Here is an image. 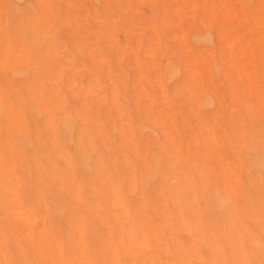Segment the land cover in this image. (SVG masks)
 Listing matches in <instances>:
<instances>
[{
	"label": "rangeland",
	"instance_id": "374dc122",
	"mask_svg": "<svg viewBox=\"0 0 264 264\" xmlns=\"http://www.w3.org/2000/svg\"><path fill=\"white\" fill-rule=\"evenodd\" d=\"M51 3L66 7L53 14L45 7ZM260 5L261 0H0V156L9 139L20 137L22 131H30L23 139L40 151L35 108L45 120L58 113V124L72 125L76 113L86 117L73 125L76 136L90 134L106 157L99 164L92 156L89 172L97 194L84 202L46 195L58 175L55 166L63 160L52 141L41 153L35 183L25 188L13 182L0 161V261L116 264L124 259L171 264L192 257L197 248L209 257L214 251L211 244L198 238L207 226L234 217L258 239L262 229L258 168L264 163ZM36 15L46 18L50 28L57 17L63 21L60 31L54 37L49 33L46 40L50 68L59 78L53 75L45 85V104L34 98L33 80L11 75L28 66L17 22ZM25 103L29 107L22 111L12 108ZM242 123L250 139L241 149ZM162 147L163 155L188 177L211 175V182L196 184L182 176L172 183L163 175L146 181L147 168L139 173L128 170L129 161ZM237 160L242 162L241 204L228 216H217L213 208L235 186ZM18 166L23 171L19 162ZM76 175L84 177L79 166ZM249 175L256 180L252 190ZM133 193L137 208L128 215L120 205ZM88 234L97 237V246L85 253L74 242ZM134 234L146 238L149 247L137 249ZM119 235L127 242L112 250L111 241ZM220 248L228 249L225 244ZM250 256L253 264L264 259L258 246Z\"/></svg>",
	"mask_w": 264,
	"mask_h": 264
},
{
	"label": "snow or ice",
	"instance_id": "6c2138e0",
	"mask_svg": "<svg viewBox=\"0 0 264 264\" xmlns=\"http://www.w3.org/2000/svg\"><path fill=\"white\" fill-rule=\"evenodd\" d=\"M5 5V8H8ZM55 14L57 9H63L65 5H59L55 3L45 5ZM70 7V6H67ZM261 13L260 23L264 27V0H261ZM63 21L60 17H57L56 23L53 27L48 26L47 19L40 15L29 16L23 21L17 22V31L21 38L25 42V58L27 60V67L11 73L14 79L34 81V87L32 89L35 99H38L41 104H45L48 101V92L45 85L53 78H59V73H53L50 68L51 57L46 49V40L48 34L54 37L61 29ZM23 93V88L18 89V95ZM54 95V93H53ZM29 107L26 103L20 106L16 104L12 105L14 111H22ZM33 117L37 121L40 131L37 133L39 140L40 151H34L35 145L30 146L27 144L23 137L24 135H31L30 131H22L20 137H11L6 144L5 152L0 156V161L3 162L6 172L12 177L13 182L20 188L27 187L30 183H35L37 179V172L39 170V161L41 153L49 148V141H52L57 145L60 152L63 154V160L57 162L55 170L58 173L54 177L53 183L49 185L46 195H51L55 198L62 199L66 195L71 197L73 201L84 202L91 201L96 198L95 181L89 172V168L92 165V156H97V163H105V155L102 150L93 143L90 134L81 132L77 137L73 125L78 121L85 120L86 117L79 113L72 115V125L58 124V113L52 112L48 119L45 120L43 114L32 108ZM65 121L69 117H63ZM68 128L70 131H66ZM245 124L240 125V135L238 139L239 147L246 148L250 136L245 133ZM261 144L264 146V127L261 128ZM90 147L92 151L90 152ZM166 151L163 147L159 152L151 153L149 149V155H140L136 159L128 162V170H135L137 173L142 169L147 168L149 170V176L147 179H151L154 176L163 175L171 179L172 183H177L183 176L188 179L189 182L196 184L210 183L212 180L211 175H201L200 177H188L186 173L182 172L176 165L175 161L171 158H166L163 153ZM19 165L23 166V171L19 170ZM35 162L36 167L33 166ZM237 172V178L235 186L230 193H227L225 198L218 200L214 207V211H218L222 215L230 213L233 207L241 204L240 198V184L241 178L239 175L241 161L237 160L233 162ZM77 166L84 172L83 179L77 178ZM259 187L261 193V224L262 229L257 239L250 231L247 236L238 238L233 242L230 249H222L226 254H230L233 259L219 261L217 264H253V261L247 259L258 246L261 254L264 255V163L261 165L259 176ZM249 188H254L256 180L249 175ZM122 190V188L120 189ZM219 190V189H218ZM243 199H246L244 197ZM137 200L135 199V193L131 198L123 197L120 205V209L131 215L132 211L137 208ZM132 240L137 249H147L149 242L146 238L133 235ZM127 242V238L123 235L114 236L111 243L114 246L112 250H118L121 245ZM97 246V237L89 236L85 237L82 241L74 242V247L87 253L91 249H95ZM13 249L7 248V252L11 253ZM0 264H17L15 260H2ZM36 264V262H32ZM65 264H113L112 261H98V260H67ZM116 264H135L133 261L120 260ZM264 264V260L261 261Z\"/></svg>",
	"mask_w": 264,
	"mask_h": 264
},
{
	"label": "bare ground",
	"instance_id": "6f19581e",
	"mask_svg": "<svg viewBox=\"0 0 264 264\" xmlns=\"http://www.w3.org/2000/svg\"><path fill=\"white\" fill-rule=\"evenodd\" d=\"M19 2V1H18ZM204 11V10H203ZM7 16V15H6ZM72 18V17H71ZM238 18V17H237ZM84 23V22H83ZM162 30V29H161ZM204 44V43H203ZM212 47V46H211ZM108 50V49H107ZM214 63V62H213ZM214 67V64H213ZM101 69V68H100ZM218 70V69H217ZM214 71V70H213ZM100 74V73H99ZM6 87V86H5ZM77 94V93H76ZM226 94V93H225ZM96 99V98H95ZM102 111V110H101ZM103 114V113H102ZM154 134V133H153ZM156 137V136H155ZM162 140V139H161ZM255 144V143H254ZM258 170H260L258 168ZM250 173V172H249ZM147 176V175H146ZM260 175H258L259 177ZM142 178V177H141ZM143 178H145V176H143ZM147 178V177H146ZM148 181V179L146 180ZM145 181V182H146ZM140 184V183H139ZM140 189V187H139ZM144 189V188H143ZM116 190H118L116 188ZM252 190V189H251ZM170 191V190H169ZM117 192V191H115ZM121 196V195H120ZM189 196V195H188ZM218 199V198H217ZM216 199V200H217ZM170 201H173V199ZM214 203V202H213ZM52 204V203H51ZM215 204V203H214ZM194 207V206H193ZM210 207V206H209ZM214 206H212L213 208ZM211 208V207H210ZM238 208V207H237ZM248 208V207H247ZM191 209V208H190ZM214 209V208H213ZM54 210V209H53ZM193 210V209H192ZM211 210V209H210ZM234 210V209H233ZM232 210V211H233ZM63 212V211H62ZM214 212V210H213ZM218 212V211H217ZM231 213V211H230ZM197 214V213H196ZM239 214V213H238ZM213 215V214H212ZM215 215V214H214ZM233 215V214H232ZM261 215V214H260ZM206 216V215H205ZM217 216H220V213ZM228 216V215H227ZM231 216V215H230ZM244 216V215H243ZM207 217V216H206ZM232 217V216H231ZM218 218V217H217ZM223 218V217H222ZM243 218V217H242ZM188 219V218H187ZM207 219V218H206ZM216 219V218H215ZM219 219V218H218ZM226 219V218H225ZM259 219V217H258ZM171 220V219H170ZM203 220V219H202ZM210 220V219H209ZM222 220V219H221ZM201 222V220H199ZM224 221V220H223ZM228 222H226L225 224H220L222 222L219 223H213L212 226H210L208 228V226L205 228L202 237L200 236L198 239L201 240L202 238H207L208 242L211 244V249L214 250L212 253H210L211 255L208 257L206 255H204L203 253L200 252L199 248L196 249V251L193 253L192 257L189 256L188 259L185 260H180V261H174L171 264H194V262H201L203 264H217V262L219 261H224V260H231L233 259V257L230 254H226L224 251L220 250V246L222 244H225L227 246L228 249L231 248L232 244L234 241H236L238 238L241 237H245L247 236L248 233H246V229L244 228V222L242 220H240L239 218H235L234 219H229L227 220ZM254 221V220H253ZM260 221V220H258ZM172 222V221H171ZM199 222V223H200ZM205 222V224L208 223V221H202ZM207 222V223H206ZM142 223V222H141ZM198 223V222H197ZM198 223V225H199ZM249 223V222H248ZM261 223V222H259ZM187 225V224H186ZM195 225V224H194ZM209 225V224H208ZM91 229V227H90ZM173 230V229H172ZM188 230V229H187ZM191 231V230H190ZM24 232V231H23ZM174 232V231H173ZM198 232V230H197ZM218 232H220L221 236L223 239L219 238ZM248 232V231H247ZM202 233V232H201ZM172 235V234H171ZM89 236V234H88ZM186 237V236H185ZM185 239V238H184ZM189 240V239H188ZM186 242V241H185ZM179 243V242H177ZM185 244V243H184ZM195 244V243H194ZM178 245V244H177ZM187 246V245H186ZM208 246V245H207ZM180 247V246H179ZM183 247V246H182ZM171 248V247H170ZM224 248V247H222ZM168 249V248H167ZM190 249V248H189ZM193 249V248H191ZM172 251V250H171ZM187 251V250H186ZM185 251V252H186ZM204 251V250H203ZM154 252V251H153ZM184 253V255H186V253ZM257 252V251H256ZM207 254H209V252H207ZM148 255V254H147ZM150 255V254H149ZM148 255V256H149ZM188 256V255H187ZM76 257V256H75ZM146 258V256H144ZM250 257L252 256H248L246 257L247 259H250ZM118 259V258H117ZM116 259V260H117ZM143 259V258H142ZM141 259V260H142ZM257 259V257H256ZM259 259V258H258ZM124 260V259H123ZM144 260V259H143ZM264 260V259H263ZM66 261V260H65ZM64 262V261H63ZM116 262V261H115ZM147 262V260H146ZM196 263V264H197ZM136 264H139V262H137ZM256 264H260L259 262Z\"/></svg>",
	"mask_w": 264,
	"mask_h": 264
}]
</instances>
